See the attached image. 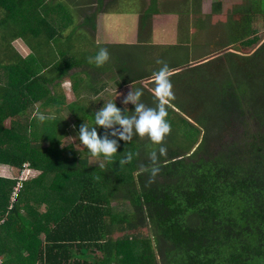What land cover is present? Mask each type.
<instances>
[{"label": "trees", "instance_id": "1", "mask_svg": "<svg viewBox=\"0 0 264 264\" xmlns=\"http://www.w3.org/2000/svg\"><path fill=\"white\" fill-rule=\"evenodd\" d=\"M192 3L174 13L188 19L193 12L202 19L199 0ZM113 4L0 0V62H12L0 64V165L16 178L23 175L0 177V252L11 258L2 264H264V43L250 55L228 52L189 67L188 44L150 45L144 39L145 25L157 14L150 0V9L139 14L138 45L100 40L110 59L97 67L88 58L98 51L99 16ZM252 4V12L264 17V2ZM238 10V16L225 17V47L243 53L255 32L248 7ZM221 13L219 1L202 21ZM14 39L31 53H16ZM170 49H182L178 64H167ZM157 60L171 71L185 67L171 76L178 82L175 89L196 93L190 106L174 99L167 109L171 132L163 141L165 156L159 154L161 145L135 134L127 143L118 141L111 160L65 143L81 124L96 126L86 103L106 86L103 75L115 73L135 91L162 67ZM223 68L231 73L211 77ZM65 80L77 101L65 103L57 94ZM140 99L155 107L144 87ZM40 101L39 111L55 119L40 122L27 115ZM66 110L72 122L60 116ZM125 114H134V105ZM210 128L220 133L212 137ZM97 131L105 133L103 127ZM128 153L132 160L121 165ZM90 158L101 159L104 167ZM17 182L22 192L11 208Z\"/></svg>", "mask_w": 264, "mask_h": 264}, {"label": "rangeland", "instance_id": "2", "mask_svg": "<svg viewBox=\"0 0 264 264\" xmlns=\"http://www.w3.org/2000/svg\"><path fill=\"white\" fill-rule=\"evenodd\" d=\"M145 3V7H148L149 0H143ZM193 0H158L156 3V8L158 12H163L164 10H172L173 12L181 10L184 8L186 5L190 4L192 5ZM221 2L222 3V9L223 13L216 15L215 20H208V21H202L204 19L205 15H209L211 12V6L212 4L216 2ZM253 0H199V8L198 10L200 11V19L199 17L194 16L193 12H190L189 19L191 20V23L195 22V19H199L201 22H203L200 26V31H198L195 27L192 29V35L195 37L194 39H191L190 42L188 43V46H191V44L195 43L194 47L188 50L189 57L190 59L192 58V64H189V67L197 66L200 65L201 63H206L210 62L213 60V58L217 56H222L228 52H233L237 53L239 55H250L252 54L262 43H264V17L261 16L260 14H257L256 12H252L254 10L255 5L252 4ZM264 2V0H262ZM159 3V4H158ZM163 3V6H161ZM263 5V4H262ZM238 6L240 7H248V10L250 11V16L249 19H251V29L254 30V35H251L252 39L254 40L250 45H245L243 46V49L245 52L241 53L238 51H235L236 49L234 45L231 46H226V43L228 42V26H227V21L225 22V17L228 19H231V15L233 17H236L239 15V10ZM72 7V5H71ZM129 6L124 5V7L119 6V8L127 9ZM197 7V6H196ZM264 9V7H263ZM163 10V11H162ZM120 11V10H117ZM264 14V10L262 11ZM114 12L104 14L102 13L99 17V21L97 23L98 27H102V39L106 40L105 37V32L109 33L112 35V38H119L121 41H124L125 39V30L122 28L120 22L115 21V16ZM205 14V15H204ZM76 20H79L78 18ZM76 22V21H75ZM131 20H127V28L130 29L131 27ZM226 25V26H225ZM71 28V26H70ZM65 33V32H64ZM200 33V36H199ZM64 35V34H63ZM7 38V37H6ZM110 39V38H109ZM8 40V38H7ZM11 46L13 49H15V52L18 53L22 57L28 56L31 51L29 50V47L26 46L21 40L19 39H14L11 40ZM182 49L179 50H171L170 49V54L172 57H170L169 62L167 63L168 65L170 64H178V60H181L182 58L180 57L182 52ZM0 62L1 65H7L11 64L12 62L10 61H4ZM240 66V65H238ZM227 67V66H226ZM185 67H181L176 69L174 72V75L176 73L182 71ZM238 69V68H237ZM220 72H213L211 77H216L215 79L219 77L226 76V74L229 73L230 69H225L220 70ZM240 72V70L238 69ZM217 72V73H216ZM231 73V71H230ZM173 75V74H172ZM174 77L171 78V82L173 85V92L175 95V99L181 102L184 105L190 106L191 103L195 102L196 98V93H187L186 88H181V86L177 89L176 91V85H178V82L176 81ZM205 80L207 82H210L211 79L210 77H206ZM102 82H106V86L102 88L101 92L97 95H94V97L90 98L89 96L87 97L88 102L86 103V106L90 108L92 113L94 114L95 111L99 110L100 108L103 107L104 103L107 102H115L116 106L118 108H121L122 110L128 109L129 106L133 105L129 103L127 106L123 105L121 103L122 96L118 95V93H123L127 94L128 91L131 90V87L133 89V86L131 84H124L120 78L116 76L115 73H107L106 75H103L101 78ZM254 81V80H253ZM142 84L148 86V84H151L150 80L144 81ZM57 94L62 96L65 100V103H70L77 101L78 99L76 98L75 93L72 91L71 84L69 81H62L61 85L57 89ZM211 89H208L210 91ZM117 95V96H116ZM86 97V95H84ZM42 101L37 103L34 107V110L28 109V114L30 117L33 118L32 114L35 111V109L38 107L40 108ZM209 116V114H207ZM60 116L66 121H73L71 114L66 110L61 112ZM64 116V117H63ZM9 120L6 121V127H8ZM67 123V122H66ZM204 131H201V134L199 135L198 143L202 139ZM208 133L210 136L214 137L215 135L219 134L218 129H213L210 128L208 130ZM78 135L71 136V138L66 139L65 143H71L75 142L76 148L78 151H82L83 145L79 144L80 141L78 140ZM78 142V143H77ZM197 145H195L194 149L196 148ZM81 149V150H80ZM193 149V150H194ZM90 161L92 164L95 163H100L101 159H95V158H90ZM0 177H3L5 179H23V175H19L17 178L12 174L11 168L5 165H0ZM29 177V176H28ZM22 192V191H21ZM21 192L18 193L17 197H20ZM25 196H28L27 193ZM17 197L11 196L12 200H17ZM111 205L115 206L116 202H113ZM12 208V207H11ZM44 238V235H42V239ZM94 253V252H91ZM97 254V252H95ZM24 256H28L27 253L24 254ZM15 263V262H14Z\"/></svg>", "mask_w": 264, "mask_h": 264}, {"label": "clouds", "instance_id": "3", "mask_svg": "<svg viewBox=\"0 0 264 264\" xmlns=\"http://www.w3.org/2000/svg\"><path fill=\"white\" fill-rule=\"evenodd\" d=\"M199 25L201 26V23ZM199 25L194 24L193 26L199 27L197 30L200 31L201 28ZM97 44L98 51L94 56L88 58V62L90 64L94 63L97 67H101L109 61L110 54L106 47H99V41H97ZM156 63L161 64L162 67L154 71L150 77V81L154 86L150 91L154 98L155 107L147 106L141 102L140 98L143 95V87L137 88L135 91L131 87V90L126 95L123 93H118V95L123 97L121 100L123 105L127 106L129 103L134 105V114L131 116L126 115L127 109L122 111L121 108L116 106L115 102L110 101L104 103L102 108L95 111L94 119L96 126H89L87 123L79 126L77 133L78 140L81 145L88 149L93 157L103 156L111 160L114 154L117 153L119 147L118 141L123 140L127 143L132 139L134 134L142 138L147 136L153 144L161 145L158 149L160 156L167 154V149L163 146V141L171 132V125L167 120V109L171 101L175 99L171 82L173 73L163 61L157 60ZM32 116L40 122L55 119L54 114L45 115L39 111L38 107ZM115 125H119V128H116ZM99 127L105 129L103 136L97 131ZM109 137L116 138L110 139ZM150 155L153 161L157 160L156 151H153ZM131 160L132 154L128 153L119 163L123 165ZM99 166L103 168L104 164L101 162ZM157 171L158 168L153 169V174Z\"/></svg>", "mask_w": 264, "mask_h": 264}, {"label": "crops", "instance_id": "4", "mask_svg": "<svg viewBox=\"0 0 264 264\" xmlns=\"http://www.w3.org/2000/svg\"><path fill=\"white\" fill-rule=\"evenodd\" d=\"M113 1L114 4L110 7L111 12L109 13H112V11L115 13L114 14L116 18L115 21L120 22L122 28L126 32L125 39L124 41H121L119 38L116 37L112 38L111 34L105 32L106 40H104L102 39V27L97 26L96 40L97 41L104 40L105 42L107 41L110 43L112 42L128 43V45L135 44V46L138 45V33H140V31H138L139 14L142 11L150 9L151 6L150 2L148 3V7H145V3L143 0H113ZM157 1L158 0H155V5H154V9L157 14L151 15L150 23L145 25V31H143V33L145 36H147V38L144 39L148 40L150 45L169 46V45H174L176 42H179V40H181L182 44H185L187 46L190 40L195 38L191 32L193 30L192 28L193 27L196 28L197 26H193L189 18L181 19L180 16H177V14H175L172 10H164V11L162 10L163 12H158L156 8ZM124 5H128L129 7L127 9L119 8V6L124 7ZM161 6H163V3ZM128 19H130L132 22L130 29L127 28ZM70 30H72V27L69 28V31ZM184 30H186L187 32H185ZM145 32H149L150 35H148ZM90 38L92 39V37ZM191 46L194 47L192 44ZM191 46L189 49L192 48ZM175 71L176 69L172 70V73L174 74ZM147 80H150V78L140 81L139 84L143 86L145 89L150 91L151 89L150 84H148V86L142 84L144 81ZM42 240H44V238ZM0 255H1L0 264H2V262H8L11 259L8 257L5 258L7 255L9 256L8 252L6 253L0 252Z\"/></svg>", "mask_w": 264, "mask_h": 264}, {"label": "built area", "instance_id": "5", "mask_svg": "<svg viewBox=\"0 0 264 264\" xmlns=\"http://www.w3.org/2000/svg\"><path fill=\"white\" fill-rule=\"evenodd\" d=\"M20 189H21V183H20V182H17V183L15 184L14 188H13L12 196L16 198L17 195H18V193L20 192ZM17 199H18V197H17ZM16 201H17V200H12V199H11V202H12L11 207L13 206V203L16 202Z\"/></svg>", "mask_w": 264, "mask_h": 264}, {"label": "flooded vegetation", "instance_id": "6", "mask_svg": "<svg viewBox=\"0 0 264 264\" xmlns=\"http://www.w3.org/2000/svg\"><path fill=\"white\" fill-rule=\"evenodd\" d=\"M150 2V1H149Z\"/></svg>", "mask_w": 264, "mask_h": 264}, {"label": "water", "instance_id": "7", "mask_svg": "<svg viewBox=\"0 0 264 264\" xmlns=\"http://www.w3.org/2000/svg\"><path fill=\"white\" fill-rule=\"evenodd\" d=\"M202 64V63H201Z\"/></svg>", "mask_w": 264, "mask_h": 264}]
</instances>
